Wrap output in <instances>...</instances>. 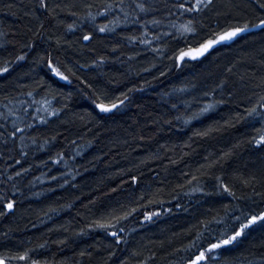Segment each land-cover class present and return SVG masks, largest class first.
Masks as SVG:
<instances>
[{
	"label": "trees",
	"instance_id": "trees-1",
	"mask_svg": "<svg viewBox=\"0 0 264 264\" xmlns=\"http://www.w3.org/2000/svg\"><path fill=\"white\" fill-rule=\"evenodd\" d=\"M186 2L0 0V66L11 65L0 73V193L15 201L5 210L0 196L8 264H184L197 250L191 242L206 247L238 226L233 216L264 210V147L252 139L264 108L246 114L264 94V31L184 63L172 55L217 26L255 22L261 9L256 0L177 7ZM189 20L198 35L181 34ZM49 56L68 80L51 71ZM85 81L123 105L101 112ZM41 101L50 108L43 119L34 116ZM20 102L33 104L21 125L13 123ZM132 208L112 221L123 240L97 224ZM213 264H264V226L247 229Z\"/></svg>",
	"mask_w": 264,
	"mask_h": 264
},
{
	"label": "snow or ice",
	"instance_id": "snow-or-ice-1",
	"mask_svg": "<svg viewBox=\"0 0 264 264\" xmlns=\"http://www.w3.org/2000/svg\"><path fill=\"white\" fill-rule=\"evenodd\" d=\"M256 2L259 5V8L261 9V15L256 17L255 22L250 19H244L243 21L237 20L233 21L232 23H225L223 27L217 26L216 31H213L207 36L197 39L193 43L186 44L183 48H179L174 51L172 54L174 61L184 63L186 62V58L197 59L199 57H203L206 53L213 49L214 46L225 41H232L240 34L246 33L251 29H260L264 31V0H256ZM212 5L213 0H190V3H180L177 5V7L183 9L185 12H202L204 9H208ZM42 6L47 7L46 4H42ZM138 8L143 11L147 8V5L140 3L138 4ZM105 11H107V9H105ZM69 27H74V25H69ZM204 27L207 26L205 25ZM181 29L182 35L190 34L192 36H196L200 31V29L195 26L194 20H189L186 24L181 26ZM107 30V26L105 25H101L99 27L100 32H105ZM145 31H147V29H145ZM92 37L93 33L88 32L84 35L83 39L90 40ZM132 39H136V37H132ZM25 55L26 53L21 52L20 55L16 57V59L23 60L25 58ZM100 59H103V57H101ZM46 62L50 66L51 71L54 72L56 76L61 77L64 80L69 79V76L66 75L64 71H62L61 68L58 66L54 57L49 56ZM93 63H96V61H93ZM10 66L11 65L7 63H5L4 66H0V73L8 72ZM228 70L231 71V68H229ZM85 84H87L89 89H92L93 102L96 108H98L101 112H110L113 109L117 108L118 105H123V99L110 96L106 90L96 89L93 87L92 84H88L87 81H85ZM219 86L220 85H218V87ZM30 94L31 93H29V95ZM120 95L124 96V93H120ZM124 99H127V97L124 96ZM211 107L212 105L209 104L207 108L201 109V113L208 111V109ZM258 107L264 108V94L260 95V97L256 100V103L249 108L246 114H259L257 112ZM236 115L239 116L240 114L237 113ZM41 119H43V117H41ZM13 135H15V133H13ZM252 139L256 145L264 147V125H262L261 128L257 129V135ZM131 179L136 180V177L133 176L131 177ZM193 179H195V177H193ZM220 183L222 184L224 191H227L229 194L234 195V190L228 184L223 183V181H220ZM190 190L194 192L197 189L192 188ZM199 190L201 192L204 191L203 188H200ZM0 196L5 197V210H11L14 208L15 201L11 198H8L7 193H0ZM135 211V208H132L131 211H122L119 216L113 215L111 221L100 220L97 221V224L100 227L113 228L111 234L117 240H123V237L117 231L114 230V225L112 224V221H115L116 224H119L121 219L127 218L132 214V212ZM158 211L159 210L157 209V212ZM4 214L5 213L3 211H0V216ZM153 215L154 212L149 211L145 215L144 219H151ZM232 218L238 221V226L232 228L230 232H225L218 239L208 242L206 247H204L203 245L197 246L194 241L191 242L188 247H196L197 250L190 256L185 258L184 264H212V256L219 255L218 250L221 249L223 246L232 245L233 243L237 242L239 238L245 235L246 230L254 226L257 222L264 226V210L246 216L242 222L240 221L239 216H233ZM89 227H92V225H89ZM207 227L208 225L206 224L205 228ZM28 256L29 253L25 251L23 253L17 254L16 256H13L12 259H25L28 258ZM0 264H8V257L0 255ZM31 264H39V261L32 260Z\"/></svg>",
	"mask_w": 264,
	"mask_h": 264
},
{
	"label": "rangeland",
	"instance_id": "rangeland-1",
	"mask_svg": "<svg viewBox=\"0 0 264 264\" xmlns=\"http://www.w3.org/2000/svg\"><path fill=\"white\" fill-rule=\"evenodd\" d=\"M161 28H159L156 32H159L161 30H164V29H161ZM16 107L17 108H15L13 112L17 115V117L19 115V118H16V119H13L12 118L13 119V123L15 124V123H18V122L21 121L20 124H19V125H21L23 123V120L25 119L24 118L25 117L24 116V113L26 111H29L31 108H33V104L32 103H23V102H20L19 105L18 104L16 105ZM35 109L37 110V112L39 114L36 113L34 116L35 117H38L39 119H41V117L44 118L45 115H46V113H48L50 111L49 104H47L45 101H41L40 103H38V105H37V107H35ZM20 113H22V115ZM260 117H261L262 123L264 125V109L262 110V114L260 115ZM43 178H46V175H44ZM149 220H151V219H149ZM233 222L236 224L238 221H236L235 219H233ZM228 246H231V245H228ZM224 247H227V246H223L222 248H224ZM221 249H219L218 251L220 252ZM217 256L218 255H213L212 256V264L216 261Z\"/></svg>",
	"mask_w": 264,
	"mask_h": 264
},
{
	"label": "water",
	"instance_id": "water-1",
	"mask_svg": "<svg viewBox=\"0 0 264 264\" xmlns=\"http://www.w3.org/2000/svg\"><path fill=\"white\" fill-rule=\"evenodd\" d=\"M243 34V33H242ZM224 42H222V43H220V44H223ZM220 44H218V45H220ZM217 46V45H216ZM114 110V109H113Z\"/></svg>",
	"mask_w": 264,
	"mask_h": 264
},
{
	"label": "bare ground",
	"instance_id": "bare-ground-1",
	"mask_svg": "<svg viewBox=\"0 0 264 264\" xmlns=\"http://www.w3.org/2000/svg\"><path fill=\"white\" fill-rule=\"evenodd\" d=\"M169 1V0H168Z\"/></svg>",
	"mask_w": 264,
	"mask_h": 264
}]
</instances>
